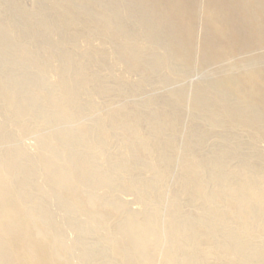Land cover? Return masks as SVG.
<instances>
[{
    "label": "rangeland",
    "instance_id": "rangeland-1",
    "mask_svg": "<svg viewBox=\"0 0 264 264\" xmlns=\"http://www.w3.org/2000/svg\"><path fill=\"white\" fill-rule=\"evenodd\" d=\"M0 80L34 110L18 120L0 100V160L14 158L31 219L42 213L73 264L119 263L40 161L72 168L102 204L177 223L163 242L177 264H264V0H0ZM58 105L77 115L52 120Z\"/></svg>",
    "mask_w": 264,
    "mask_h": 264
},
{
    "label": "bare ground",
    "instance_id": "bare-ground-1",
    "mask_svg": "<svg viewBox=\"0 0 264 264\" xmlns=\"http://www.w3.org/2000/svg\"><path fill=\"white\" fill-rule=\"evenodd\" d=\"M17 89L18 88L9 85L6 81L0 80V100L3 102L6 101L7 104H5L7 108H9L8 111L13 112L18 120L27 115L33 116L34 110L30 105L20 104V102L13 99L12 94L16 92ZM44 97L46 101L44 100L45 104L42 103L39 105L41 109H46L48 106L50 107L51 96L45 93ZM64 103L65 102H63V104ZM60 106L58 105L54 109V115L51 117L52 120L57 117L56 115L67 118H72L77 115L74 111L66 108V104L64 107ZM155 123L157 124L158 122ZM159 125L160 124H158V126ZM18 127L22 133H27L24 126L18 125ZM1 131H3V125L0 126V143L3 142L6 144L11 137L5 135ZM136 134L138 133H135V135ZM74 142L77 141L75 140ZM128 147H130V149L133 148L132 146ZM141 148L146 152H150L149 145L142 144ZM12 159L14 158L6 155V157L0 160V264H46L49 262L58 264L59 260L63 262L62 264H73L70 260L68 249L61 244L58 235L52 230L50 224L43 220L42 213L39 212L36 220L31 219V211L20 197L21 192L24 190V186L15 184L9 177L13 176L15 173H20L18 167H14V165L8 163L12 162ZM138 163L135 167H138ZM130 166L131 168L134 167L132 165ZM39 168L44 170L43 173L48 177V181L56 185H61L68 192V195L64 198H66L69 203L79 204L78 208L83 211V215L94 223L93 227L96 228L94 231H98L99 235L103 237L104 243L108 245L107 247H110L111 254L119 264H155L157 262L156 259L158 260L159 257L163 260L162 264H177L174 259L176 253L172 248L163 247L165 237L174 236L177 233L179 228L177 223L172 222L167 229L164 228L165 230H162L163 228H160L157 221L150 218L145 221L140 220L136 213L129 211L126 205L119 200H116L115 203L102 204L99 199H96L99 197L94 198L91 194L81 193L76 182L77 175L72 173V168L53 166L48 164L47 161H40ZM151 168L154 169V165H151ZM159 174L161 179L166 178L162 172H159ZM101 181L100 179L96 180L94 184L104 185ZM123 185L128 188L127 190L134 191L138 189V185L134 181H128ZM147 186L151 188L152 185L147 184ZM109 187L111 188L110 183ZM200 190L201 188L198 187L195 191L199 192ZM239 196L241 200H246L247 198V196ZM256 196L261 201H264V195ZM206 199H208V197H206ZM244 202L246 201H243V203ZM101 206L104 208L103 210L98 209ZM172 206L177 207L176 203ZM123 211L127 214L128 218L126 219L128 220L126 221L125 219L126 222L123 221L124 223L120 221L114 226L110 225L108 216L111 213L114 215L121 214ZM255 216L256 214H254L253 218ZM246 229L247 231L256 230L252 222ZM259 232L261 234L264 233V221L261 224ZM179 236L180 240H184V238L190 237V232H180ZM125 242H128L131 246L129 248L126 247ZM229 245H233L232 250L237 248L236 244H228V246ZM240 248L248 252V254H245L250 262H259L260 257L257 255L254 247L252 249L245 245H240ZM241 249L238 250L241 251ZM162 250H164L163 253ZM99 253H101V251ZM81 258L83 262H87L86 259L88 258L85 255H82Z\"/></svg>",
    "mask_w": 264,
    "mask_h": 264
}]
</instances>
